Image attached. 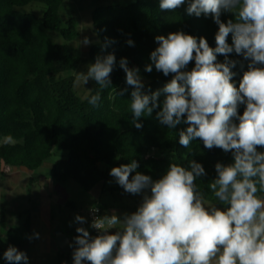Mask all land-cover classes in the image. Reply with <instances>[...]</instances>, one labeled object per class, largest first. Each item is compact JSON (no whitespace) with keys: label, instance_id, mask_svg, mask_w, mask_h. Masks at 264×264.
I'll use <instances>...</instances> for the list:
<instances>
[{"label":"clouds","instance_id":"obj_1","mask_svg":"<svg viewBox=\"0 0 264 264\" xmlns=\"http://www.w3.org/2000/svg\"><path fill=\"white\" fill-rule=\"evenodd\" d=\"M185 2L160 0L159 8L175 11ZM187 2L189 16H211L218 25L216 47H210L202 36L183 31L156 36L158 47L150 53L145 71L151 73L154 66L164 76L172 74V79L150 95L142 92L139 69L121 58L126 84L134 89L132 124L140 129V118L159 109L155 119L168 129L188 125L179 132L180 145L188 148L199 139L206 149L230 152L234 162L215 165L216 178L207 185L215 202L196 183L206 173L195 160L190 161V170L171 163L155 181L136 171L135 160L111 168L110 176L125 192L144 193L142 202L122 219L115 213L94 216L90 227L98 231L95 237L85 227H77L74 264H264V151H257L264 148V0ZM224 12L234 14L235 19L222 22ZM90 43L87 37L80 41L84 46ZM112 43L106 38L102 51ZM127 44L134 46L131 39ZM231 53L248 61L238 87L232 69L244 65L230 59ZM218 54L224 56L223 62H217ZM192 61L194 67L187 70ZM116 63L114 53L98 55L86 72L77 74V82L93 80L107 88ZM100 99L98 91L88 103L99 107ZM241 105H245L242 115L238 112ZM14 142L10 134L4 137V144ZM75 222L82 225L86 220L76 215ZM32 238L38 239L39 233ZM3 258L8 264H28L26 253L11 245Z\"/></svg>","mask_w":264,"mask_h":264},{"label":"trees","instance_id":"obj_2","mask_svg":"<svg viewBox=\"0 0 264 264\" xmlns=\"http://www.w3.org/2000/svg\"><path fill=\"white\" fill-rule=\"evenodd\" d=\"M33 3L45 7L42 15L21 10ZM65 3L66 0H0V175L8 166L37 170L56 149H61L68 152V158L52 166L55 182L75 181L87 192L101 187L104 193L121 200L123 195L133 194L115 182L109 174L111 168L135 160L139 165L136 171L155 181L166 174L171 163L190 170V161L195 160L206 173L196 183L206 198L215 202L207 185L216 178V163H233L232 154L215 147L206 149L199 139L188 148L180 145L179 132L188 125L182 123L168 129L155 119L159 109L150 117H141L138 122L142 127L137 129L130 112L134 89L126 84V74L119 67V60L127 58L129 67L139 69L147 80L142 89L145 94L162 89L172 74L164 76L154 66L151 73L145 71V66L151 63L150 53L158 47L155 37L183 31L206 38L209 46L215 48L218 25L212 17L189 16L187 0L175 11H162L160 0H135L128 5L96 8L92 24L99 43L92 47L90 60L95 62L98 55L111 52L117 63L110 86L101 88L93 81V89L83 98L76 92V77L63 75L87 62L82 50L70 44L80 36L79 19L65 16L62 11ZM229 19L234 20V14L222 13V22ZM53 32L60 34L64 43L54 42L50 36ZM106 38L114 43L102 51ZM129 39L134 46L127 44ZM228 43H232L231 34ZM229 58L244 65L232 69L236 73L233 82L238 87L248 61L235 53L229 54ZM223 61L224 56L218 54L217 62ZM194 63L190 62L187 70ZM98 91L99 107H93L88 99ZM164 98L162 93L161 105ZM244 109L245 105H241L239 114ZM9 134L15 142L4 144V137ZM257 151L264 148L258 147ZM34 181L31 180V185ZM7 206L6 202L0 206V223L4 228L8 226ZM25 213L23 227H9L0 233V264H8L3 253L10 245L25 252L28 264H33L24 249L27 233L32 231L31 213L29 210Z\"/></svg>","mask_w":264,"mask_h":264},{"label":"rangeland","instance_id":"obj_3","mask_svg":"<svg viewBox=\"0 0 264 264\" xmlns=\"http://www.w3.org/2000/svg\"><path fill=\"white\" fill-rule=\"evenodd\" d=\"M134 1L135 0H66L62 8L65 16L72 15L79 19L80 36L70 44L82 50L83 56L87 62L80 68L63 75L71 74L77 77L78 73L86 72L87 67L94 63L90 60L91 49L99 43V39L93 32V11L98 7L105 8L111 4L128 5ZM44 9L45 7L43 5L33 3L21 10L23 12L35 11L39 15H42ZM50 36L54 42L64 43V39L60 34L53 32L50 33ZM85 37L89 38L91 41L88 46L80 44V41ZM141 78L143 83L147 82L142 76ZM92 82L93 80H89L87 84H84L83 81L77 82L76 79L75 89L78 95L83 98L88 96L93 89ZM67 158V151L56 149L54 155L47 159L43 166L37 170L8 166L4 174L0 175V206L3 202H6L8 205V226L4 228L0 223V233H5L9 227H23L27 217L25 212L29 210L32 217V231L27 233L24 249L28 253L33 264H74L73 255L60 257L58 254L57 244L51 237L55 231L54 227L58 228L57 225L60 221L72 220L76 215L85 217L87 214L88 216L90 207L95 203V199L102 191L101 187H98L91 192H87L75 181H70L68 183L55 182L52 178V166L58 160ZM32 179L37 181H34V185H31ZM44 186H47L46 189L52 192L51 198H46V201L50 203L49 208L51 215H49V217L41 211L43 204L42 193L46 190H43ZM148 194H150V192ZM143 195L144 193L138 195L125 194L121 197V200L115 201L110 194L104 193L103 200L112 203V206L108 207L109 209L106 211L107 215L115 213L119 217H123L124 214L135 212L142 202ZM57 201L63 204L58 205ZM68 202H70L71 205L76 204L78 209L68 206ZM51 229L54 230L51 231ZM34 233H39V238H32L30 240L29 237H33Z\"/></svg>","mask_w":264,"mask_h":264},{"label":"crops","instance_id":"obj_4","mask_svg":"<svg viewBox=\"0 0 264 264\" xmlns=\"http://www.w3.org/2000/svg\"><path fill=\"white\" fill-rule=\"evenodd\" d=\"M35 182H37V181H35ZM44 189L43 190H45L46 188H47V186L45 187H43ZM51 188H52V186H51ZM48 190L46 189L43 193H42V195H43V204H42V208H41V211H42V213H44L45 215H47L48 217H49V215H51L50 214V208H49V202L48 201H46V198H51V196H52V192L50 191H48ZM47 192V193H46ZM48 195V196H47ZM103 196H104V192H103V190L101 191V193L97 196V198L95 199V203L90 207V209L91 208H93V207H95V206H102L103 207V214H107V209H109L108 207H111L112 205V203H110L109 201L108 202H106V201H104L103 200ZM112 196V195H111ZM113 197V196H112ZM114 198V197H113ZM114 200L115 201H118V200H116L115 198H114ZM57 204L59 205H62L63 203L62 202H60V201H57ZM67 205L68 206H71V207H73L74 209H78V206H76V204H74V205H71V203L70 202H68L67 203ZM51 206H52V204H51ZM89 209V210H90ZM51 217V216H50ZM123 217H121V219H122ZM85 220H86V222L84 223V224H78V223H76L75 222V218H73L72 220L70 219L69 221H60L59 223H58V225H57V227H59V228H62V230L65 232V234H67V235H73L74 237H76L77 235H78V233L75 231V229L77 228V227H85L88 231H89V233H90V225H89V220H88V216H87V214H86V216H85ZM54 229H56L55 227H54ZM54 229H51V231H53ZM114 231H115V229H113V231H112V233L114 234ZM51 237H52V235H51ZM52 239V238H51ZM57 250H58V254L60 255V257H65V256H67V255H72V254H66V253H63V252H61L59 249H58V247H57Z\"/></svg>","mask_w":264,"mask_h":264},{"label":"water","instance_id":"obj_5","mask_svg":"<svg viewBox=\"0 0 264 264\" xmlns=\"http://www.w3.org/2000/svg\"><path fill=\"white\" fill-rule=\"evenodd\" d=\"M53 240L56 242L58 249L66 254H72L75 249L74 236L67 235L62 228H56L52 234ZM71 245V246H70Z\"/></svg>","mask_w":264,"mask_h":264},{"label":"built area","instance_id":"obj_6","mask_svg":"<svg viewBox=\"0 0 264 264\" xmlns=\"http://www.w3.org/2000/svg\"><path fill=\"white\" fill-rule=\"evenodd\" d=\"M93 208H97V209H99V211L98 212H96V213H93L92 211H88V220H89V225H91V222H92V220H93V218H94V216H103L104 214H103V210L101 209V207L100 206H95V207H93ZM99 233H98V231L96 230V229H93V228H91L90 227V235L91 236H93V237H95L96 235H98Z\"/></svg>","mask_w":264,"mask_h":264}]
</instances>
